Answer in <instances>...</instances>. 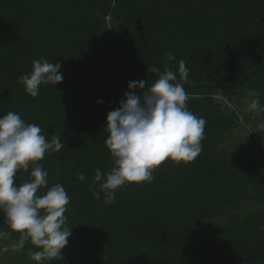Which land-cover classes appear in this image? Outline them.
Returning a JSON list of instances; mask_svg holds the SVG:
<instances>
[{
    "label": "trees",
    "instance_id": "trees-1",
    "mask_svg": "<svg viewBox=\"0 0 264 264\" xmlns=\"http://www.w3.org/2000/svg\"><path fill=\"white\" fill-rule=\"evenodd\" d=\"M41 57L62 65L63 80L32 98L18 79ZM181 59L188 109L206 120L203 151L189 164L165 161L112 204L103 192L95 199V170L113 167L107 114L130 81L154 83L148 67L176 71ZM249 89L264 105V0H0V116L16 112L65 146L39 162L48 188L60 183L70 197L72 229L62 257L44 264H264V208H255L264 206V129L244 110ZM241 121L253 129L250 147L230 136ZM38 250L26 244L17 264H36L29 251Z\"/></svg>",
    "mask_w": 264,
    "mask_h": 264
},
{
    "label": "clouds",
    "instance_id": "clouds-1",
    "mask_svg": "<svg viewBox=\"0 0 264 264\" xmlns=\"http://www.w3.org/2000/svg\"><path fill=\"white\" fill-rule=\"evenodd\" d=\"M175 60L169 51L166 61ZM189 71L181 59L176 71L168 63L162 71L148 67V73L158 77L151 86L147 79L128 83L119 106L106 116L109 135L105 144L113 167L104 173L99 168L95 170L90 184V189L99 188L93 191L95 199H100L103 192L104 202L112 204L123 186L151 183L154 170L165 161L189 164L201 154L206 120L188 109L189 94L184 85L190 83ZM62 80V65L41 57L32 61V71L22 74L18 83L36 98L41 86H56ZM244 103L245 111L261 118L258 126L264 129V105L258 91L249 89ZM62 149L65 146L61 136L49 140L38 124L26 123L18 113L9 111L0 116V215L7 226L0 228V242L18 234L12 249L23 250L30 243L39 249L29 251L36 264L62 257V249L72 234L65 215L70 197L60 183L48 188V172L39 163L45 155ZM20 171L29 173L30 178L18 184L16 174ZM76 178L83 182L86 176L78 172ZM42 188L47 191L38 194Z\"/></svg>",
    "mask_w": 264,
    "mask_h": 264
},
{
    "label": "rangeland",
    "instance_id": "rangeland-1",
    "mask_svg": "<svg viewBox=\"0 0 264 264\" xmlns=\"http://www.w3.org/2000/svg\"><path fill=\"white\" fill-rule=\"evenodd\" d=\"M241 125L242 127L234 130L230 136L235 142H240L250 147L253 143L247 139L252 135L253 129L250 126L246 125L243 121H241ZM254 138L258 139L259 134L255 133ZM252 208L254 207H245V212L250 211V209ZM255 208H264V206L256 205ZM21 256H24L21 250H13L11 247L3 248L0 250V262L2 264H17V262H23L21 261ZM24 261H28V257H26Z\"/></svg>",
    "mask_w": 264,
    "mask_h": 264
}]
</instances>
